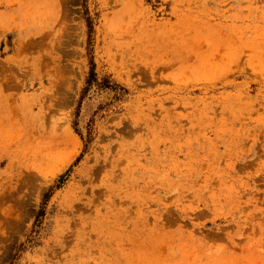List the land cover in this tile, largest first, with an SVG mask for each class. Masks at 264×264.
Here are the masks:
<instances>
[{
	"label": "rangeland",
	"instance_id": "obj_1",
	"mask_svg": "<svg viewBox=\"0 0 264 264\" xmlns=\"http://www.w3.org/2000/svg\"><path fill=\"white\" fill-rule=\"evenodd\" d=\"M0 264H264V0H0Z\"/></svg>",
	"mask_w": 264,
	"mask_h": 264
}]
</instances>
